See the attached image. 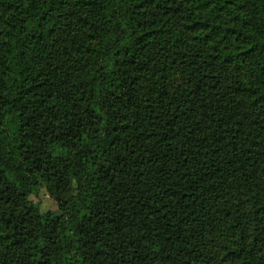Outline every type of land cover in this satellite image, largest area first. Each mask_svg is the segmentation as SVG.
Instances as JSON below:
<instances>
[{
	"label": "trees",
	"instance_id": "trees-1",
	"mask_svg": "<svg viewBox=\"0 0 264 264\" xmlns=\"http://www.w3.org/2000/svg\"><path fill=\"white\" fill-rule=\"evenodd\" d=\"M0 264H264V0H0Z\"/></svg>",
	"mask_w": 264,
	"mask_h": 264
},
{
	"label": "rangeland",
	"instance_id": "rangeland-1",
	"mask_svg": "<svg viewBox=\"0 0 264 264\" xmlns=\"http://www.w3.org/2000/svg\"><path fill=\"white\" fill-rule=\"evenodd\" d=\"M30 198L36 202L42 211L57 210L60 205L67 199V195L63 193L53 194L46 186H40Z\"/></svg>",
	"mask_w": 264,
	"mask_h": 264
}]
</instances>
